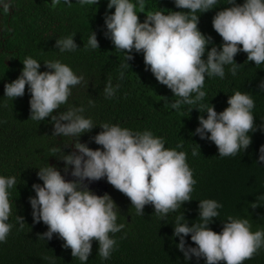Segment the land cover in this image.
<instances>
[{"label":"clouds","instance_id":"9594fccd","mask_svg":"<svg viewBox=\"0 0 264 264\" xmlns=\"http://www.w3.org/2000/svg\"><path fill=\"white\" fill-rule=\"evenodd\" d=\"M81 6L95 4L100 0H76ZM175 7L185 11H156L146 15L140 22L137 6L143 12L145 0H108V10L114 13L105 15L106 38L110 39L116 51L125 53L126 64L134 59L133 53L142 54L146 70L174 94L177 99L168 105L179 112L184 105H195L203 101L207 93L202 90L206 77L225 78V67L235 77L240 65L235 57L243 52L247 62H255L256 67L264 64V0H228V5L218 11L212 20L213 29L222 37L223 43L212 46L211 38L198 28L200 16L214 8L218 0H173ZM61 3L71 5L72 0H51L56 7ZM11 0H0V11L7 12ZM242 46V47H241ZM59 52L76 51L78 45L73 36L56 40ZM99 48L97 35L92 31L87 45ZM206 56V59L204 58ZM21 75L15 81L5 84V97L16 100L25 95L27 86L30 93V119L42 121L51 117L53 135L73 137L76 151L65 154V175L58 167L39 168L37 177L42 185L34 184L35 196L29 198L35 223L43 222L48 231L39 238L51 240L54 235L64 241L63 247L70 249L74 258L87 264L93 250V241L98 242V256L110 259L117 241L112 238L125 225L117 223L118 209L108 194L99 196L90 190L89 183L106 178L107 182L131 201L137 215H144L146 205L154 207L155 215L162 220L170 212H176L181 205L192 201L191 193L196 184L193 172L187 164L184 151L168 149L165 140L156 137L151 131L132 132L118 125L104 123L103 129L93 137L97 150L80 142V137L95 127L90 118H85L82 107L69 108L53 115L61 105L67 103L71 88L81 84L84 77L59 60L46 61L48 71L41 72V63L32 57L22 62ZM124 78V72L120 79ZM119 84L113 87L108 81L104 92L112 97ZM264 90V81L260 84ZM166 99V98H165ZM228 107L217 112L215 106L207 107L199 117V126L194 135L201 140L213 142L218 148L219 157L236 156L246 151L252 144V133L258 128L255 124L253 98L241 91H235L227 100ZM203 107V105H201ZM200 112V108H194ZM193 110V109H192ZM191 110V111H192ZM264 130V125L261 126ZM79 137L78 140L75 138ZM178 144L177 148H182ZM201 153L193 150L192 155ZM258 163L264 164V145L259 149ZM16 185V178L0 176V243L7 240L13 227L9 223L11 214L10 189ZM264 200V196L258 197ZM222 205L216 200L199 201V223L189 226L183 215H178L174 226V237L179 238L176 247L186 260L193 257L205 264H243L264 248V229L253 232L247 219L228 217L218 234L210 225L219 216ZM196 220V221H197ZM21 228L23 217H16ZM211 221V223H210ZM190 236L195 247L186 246Z\"/></svg>","mask_w":264,"mask_h":264},{"label":"trees","instance_id":"16d2710c","mask_svg":"<svg viewBox=\"0 0 264 264\" xmlns=\"http://www.w3.org/2000/svg\"><path fill=\"white\" fill-rule=\"evenodd\" d=\"M237 3L242 5L243 0H237ZM107 5L108 0L85 6L72 0L71 5L61 3L56 7L51 5V0H11L10 10L0 11V176L16 178V185L9 190L11 214L8 222L13 227L7 240L0 243V264H81L70 249L63 247L64 241L58 234L51 240L39 238L48 228L43 222L37 224L33 220L29 203V198L35 196L32 186L43 183L37 177L38 169L49 164L65 175V164L60 158L76 149L73 137L53 135L51 117L42 121L30 119L31 96L27 86L23 97L16 100L5 97V84L19 78L22 62L29 56L41 63V72L48 71L44 62L59 60L77 76L84 77L81 84L71 88L67 103L53 113L59 115L69 108L84 109L82 115L90 118L95 128L80 137L81 143L93 150L101 148L94 143L93 137L103 131L99 126L104 123L132 132L151 131L154 136L164 138L166 148L187 154L186 162L196 181L192 201L162 220L155 215L151 205L145 206L144 215H137L130 199L106 178L101 179L106 194L118 207L117 223L125 227L112 237L117 244L110 259L102 260L98 256L99 245L93 241L87 264H205L204 259H185L176 247L180 241L174 237L173 226L176 217L183 214L187 220L184 222H189V226L199 223V201L204 199L216 200L222 205L218 209L219 216L210 225L214 232L219 234L230 216L247 219L253 232L264 229V200L258 199L264 196V164L258 163L259 149L264 145V130H261L264 90L260 88L264 81V64L256 67L255 62H247L246 53H239L234 58L240 65L235 77L228 71L231 66L225 67L224 79L206 77L202 89L207 93L204 100L195 105H184L177 112L168 106L177 98L146 70L142 54L133 53L134 59L128 61L130 66L121 67L126 64L125 53L116 51L105 36V15L114 13V9L109 12ZM226 7H231L228 0H218L212 10L196 13L200 16L199 30L212 41L208 51L223 43L222 37L213 29L212 20ZM136 11L140 22L156 11L165 14L187 12L176 8L173 0H145L143 12L138 6ZM92 31L99 43L96 49L84 47ZM67 36L74 37L79 49L61 53L55 47L56 40ZM122 71L124 78L120 79ZM109 80L113 87L119 84L112 97H106L104 92ZM235 91L253 98V116L258 130L252 133V144L246 151L221 158L213 142L201 140L194 133L199 126V117L207 118L206 108L212 104L218 113L222 112ZM194 108H200V112ZM178 144L183 147L177 148ZM193 150L201 154L193 156ZM85 183L95 191L91 183ZM17 216L24 219L22 228L16 221ZM185 239L186 246L195 247L190 236ZM243 264H264V248Z\"/></svg>","mask_w":264,"mask_h":264},{"label":"rangeland","instance_id":"374dc122","mask_svg":"<svg viewBox=\"0 0 264 264\" xmlns=\"http://www.w3.org/2000/svg\"><path fill=\"white\" fill-rule=\"evenodd\" d=\"M65 179L68 181H71V180H73V177H71L70 174H67V175H65ZM91 185L95 189V191H94L95 194H97L99 196H103L104 194H106L107 189H106L105 184L102 180L91 182Z\"/></svg>","mask_w":264,"mask_h":264},{"label":"flooded vegetation","instance_id":"af4514ba","mask_svg":"<svg viewBox=\"0 0 264 264\" xmlns=\"http://www.w3.org/2000/svg\"><path fill=\"white\" fill-rule=\"evenodd\" d=\"M1 18V17H0ZM1 22V21H0Z\"/></svg>","mask_w":264,"mask_h":264}]
</instances>
